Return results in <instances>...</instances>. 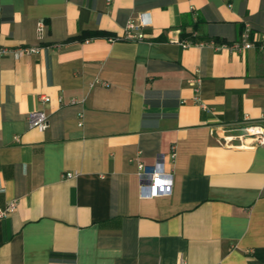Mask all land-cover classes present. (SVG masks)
Segmentation results:
<instances>
[{
	"label": "crops",
	"instance_id": "1",
	"mask_svg": "<svg viewBox=\"0 0 264 264\" xmlns=\"http://www.w3.org/2000/svg\"><path fill=\"white\" fill-rule=\"evenodd\" d=\"M261 41L264 0H0V264H264V143L221 139L264 126Z\"/></svg>",
	"mask_w": 264,
	"mask_h": 264
},
{
	"label": "built area",
	"instance_id": "2",
	"mask_svg": "<svg viewBox=\"0 0 264 264\" xmlns=\"http://www.w3.org/2000/svg\"><path fill=\"white\" fill-rule=\"evenodd\" d=\"M139 22L134 20H129L126 23L124 30V37L127 39H142L143 32L140 31V27L146 26L149 24L146 17L143 16V13L139 15ZM43 24L41 21L37 23V32L40 35ZM182 45L187 46L192 43H197L192 41V39L182 40ZM237 47L248 48L253 46V43L244 40L241 44H237ZM257 48L264 50V41L257 43ZM39 47L35 46H23L18 49L13 50V53L16 57H20L26 53L37 52ZM9 50L5 47L0 46V54L6 53ZM43 100H48V97H42ZM202 106H205L202 104ZM28 123L30 127H35L39 130H45L48 126V116L43 110H32L28 113ZM240 131L237 134L224 133L221 137L224 144L228 143L230 145H235L238 147L253 146L255 144L264 143V126L245 117L242 121V125L238 126ZM233 129L222 128L223 132ZM175 157V150L171 148L169 152V158L173 159ZM137 175L140 180V195L142 197L147 196H158L166 195L171 191V173L165 169V157L164 155H158L153 164H146L140 160H137ZM66 176H72L71 171L65 174ZM17 205L15 199L10 200L4 207H0V219L10 212H12Z\"/></svg>",
	"mask_w": 264,
	"mask_h": 264
},
{
	"label": "trees",
	"instance_id": "3",
	"mask_svg": "<svg viewBox=\"0 0 264 264\" xmlns=\"http://www.w3.org/2000/svg\"><path fill=\"white\" fill-rule=\"evenodd\" d=\"M97 33V32H96ZM90 33L89 32H84L83 34H82V37H86V36H88ZM189 37H191L190 35H189ZM192 38V37H191ZM192 40H196L195 38H192Z\"/></svg>",
	"mask_w": 264,
	"mask_h": 264
}]
</instances>
